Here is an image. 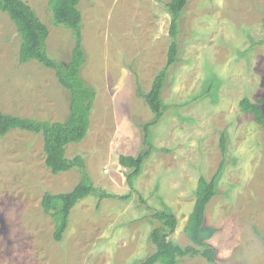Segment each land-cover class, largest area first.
Segmentation results:
<instances>
[{
	"label": "rangeland",
	"instance_id": "374dc122",
	"mask_svg": "<svg viewBox=\"0 0 264 264\" xmlns=\"http://www.w3.org/2000/svg\"><path fill=\"white\" fill-rule=\"evenodd\" d=\"M50 28L48 49L70 59L73 32L53 23L49 0H24ZM170 0H81L86 60L82 78L96 91L86 137L70 144L81 155L95 186L72 208L62 241L45 212L46 192L72 190L77 167L53 173L45 163L43 134L12 130L0 136V264H139L155 250L152 216L168 209L177 216L169 239L190 244L185 229L200 176L211 179L221 161L217 194L206 224L217 229L208 240L215 264H264V128L243 108L245 99L264 110V0H188L180 19L179 61L163 89L167 110L152 126L157 148L135 178L121 155L145 148L146 123L154 113L145 102L166 65L171 41ZM20 36L0 11V108L14 115L63 121L71 94L54 70L19 60ZM226 135V152L220 147ZM258 232L262 233L260 236ZM161 264V263H156ZM177 264H214L187 253Z\"/></svg>",
	"mask_w": 264,
	"mask_h": 264
},
{
	"label": "trees",
	"instance_id": "16d2710c",
	"mask_svg": "<svg viewBox=\"0 0 264 264\" xmlns=\"http://www.w3.org/2000/svg\"><path fill=\"white\" fill-rule=\"evenodd\" d=\"M188 0H170L166 3L171 15L170 36L166 65L155 76L151 88L142 92L145 102L154 113V120L146 123L144 130L145 148L136 155H121L120 163L128 168L127 182L132 190H135L134 181L143 170L145 160L154 149L150 132L165 114L167 105L162 93L166 85L170 67L179 61L180 19L187 6ZM81 0H49V8L52 11L53 23L64 26L74 34V46L70 59L61 62L51 56L48 49L49 26L36 13L34 8L24 0H0V11L7 13L16 26L21 42L19 60L21 63L36 61L55 71L60 84L69 90L71 94L70 113L63 121L40 120L6 113L0 108V136H5L12 130H25L37 135L43 134L44 150L46 153V166L53 173H60L77 167L82 175L78 184L70 191L50 193L43 196L42 206L55 221L54 239L62 241L64 232L68 227L72 208L80 199L93 192L100 194L101 200L112 195L99 190L87 170L85 159L81 155L74 158L67 156V148L70 144L81 142L89 132L91 125V112L96 100V91L88 86L81 75V68L86 60L83 34V12L80 8ZM264 26V13L262 18ZM262 98L259 102L245 99L243 108L253 114L256 122L264 128V110ZM220 147L222 154L226 152V135L221 136ZM224 161L214 176L209 180L200 176L196 189V200L190 213L189 223L185 232L190 239V244L183 246L169 239V233L177 227V216L168 209H156L152 216L160 222V226L151 232V241L155 250L146 256L139 264H177L179 257L187 253L202 254L210 262L216 263L217 251L208 244L211 234L217 229L206 224L207 206L217 194V179L223 169ZM260 236L262 233L258 232Z\"/></svg>",
	"mask_w": 264,
	"mask_h": 264
}]
</instances>
